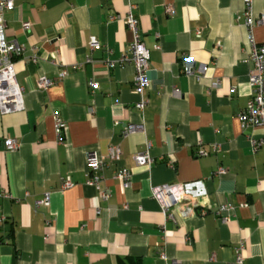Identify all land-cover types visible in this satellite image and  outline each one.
<instances>
[{
	"label": "crops",
	"instance_id": "obj_1",
	"mask_svg": "<svg viewBox=\"0 0 264 264\" xmlns=\"http://www.w3.org/2000/svg\"><path fill=\"white\" fill-rule=\"evenodd\" d=\"M13 2L5 34L25 48L16 58L25 108L0 112V264H236L241 244L243 264H264V144H250L264 128H243L238 118L252 94L244 0ZM130 8L150 51L143 110L133 64H108L133 40ZM253 8L264 16V0ZM253 33L264 46V24ZM187 54L204 74L183 72ZM42 76L55 84L39 88ZM55 112L66 123L62 141ZM129 124L140 127L125 137ZM6 138L19 147L6 150ZM110 145L122 154L102 171L104 200L87 184V154L107 156ZM147 148L153 163L137 165L134 154ZM124 166L128 188L114 177ZM68 177L73 185L63 188ZM185 182L197 205L169 218L153 188ZM47 193L50 203L37 206Z\"/></svg>",
	"mask_w": 264,
	"mask_h": 264
},
{
	"label": "built area",
	"instance_id": "obj_2",
	"mask_svg": "<svg viewBox=\"0 0 264 264\" xmlns=\"http://www.w3.org/2000/svg\"><path fill=\"white\" fill-rule=\"evenodd\" d=\"M254 0H244L245 10L243 13L244 24L247 29L248 35V54L247 60L252 63V68L249 72V84L251 86L252 94L248 100L245 108L239 113L243 128H264V46L259 45L254 37V28L258 25L264 24V16H256L253 8ZM14 8L13 0H0V112L2 114L13 113L21 111L25 108L23 88L18 83L16 78V58L22 55L25 48L17 40H8L6 38V11H10ZM126 24L133 33V40L129 46L128 52L121 54L116 60H109L110 67H114L117 64H133L135 68L134 87L136 91L142 95L141 100L137 103V107L143 110L148 103V100L144 98L143 94L146 89L150 87V79L148 77V70L150 67V51L145 46L142 33L139 28V21L132 13V8L128 10L125 16ZM23 28L25 30L31 29V22L24 21ZM98 46L96 38L91 39V47ZM184 66L183 72L189 76L196 75V72L204 74L207 70L206 65H202L195 68V56L193 54H187L183 58ZM65 70H61L58 73V80L62 79L66 75ZM56 80H51L45 76H42L38 80V87L46 89L53 84ZM90 86L96 88L97 82L92 81ZM175 92L179 93V90L175 88ZM54 127L55 133L59 141L63 140L64 130L66 123L59 112L54 113ZM139 125L129 124L123 132L125 137L134 133L139 129ZM251 147L254 151L264 144V138L250 139ZM6 150L13 151L19 147V141L16 138H6L4 141ZM201 154H207L205 151H201ZM121 148L118 145H110L108 148L107 156H101L95 151L88 152L87 164L89 167L90 176L87 180V184L94 186L98 191L102 199L106 200L110 197L109 189L102 187L103 169L109 165L110 162H116L121 158ZM137 165H151L153 163V157L150 154L149 148L142 152H136L133 156ZM225 172V168H218L217 173L222 174ZM114 177L119 179L124 187L128 188L132 183V172L127 167H120L116 169ZM73 185L72 180L68 177L63 181V188H67ZM193 183H165L153 188L152 196L161 205L163 212L169 217L174 219V208L182 210L187 214L192 212L197 203L193 200L196 199L197 194L192 190ZM5 194L4 190L0 188V195ZM50 203V194H46L45 197L37 201V206L48 205ZM173 209V210H172ZM232 205H223L219 211L220 219L222 222H226L229 216L226 215L227 211L232 210ZM97 213H100V209H97ZM244 244L237 249L236 252V264L244 263V255L242 250ZM175 264V263H172Z\"/></svg>",
	"mask_w": 264,
	"mask_h": 264
}]
</instances>
